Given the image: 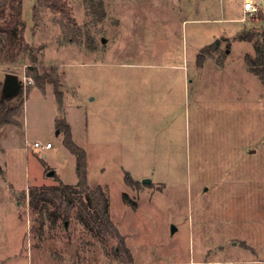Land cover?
I'll return each mask as SVG.
<instances>
[{"label":"rangeland","instance_id":"374dc122","mask_svg":"<svg viewBox=\"0 0 264 264\" xmlns=\"http://www.w3.org/2000/svg\"><path fill=\"white\" fill-rule=\"evenodd\" d=\"M64 1L75 22L23 0L28 48L0 61V89L8 73L20 83L0 126V264H264V82L247 61L264 0L251 15L243 0H104L101 19ZM169 65L180 69H150ZM182 72V86L165 79ZM56 119L85 150L131 262L75 208L65 220L52 201L30 205L32 187L77 181Z\"/></svg>","mask_w":264,"mask_h":264},{"label":"trees","instance_id":"16d2710c","mask_svg":"<svg viewBox=\"0 0 264 264\" xmlns=\"http://www.w3.org/2000/svg\"><path fill=\"white\" fill-rule=\"evenodd\" d=\"M23 0H0V61L11 62L16 59V55L28 47L24 44L22 37L26 23L22 18ZM40 4L45 5L53 11L58 12L65 18L72 20L70 10L64 0H38ZM87 7L88 13L96 19L105 16L104 0H83ZM249 39V37H248ZM218 41H215L217 43ZM208 48V47H207ZM203 48V50L207 49ZM255 56H249L247 61L251 71L264 82V37L261 41L255 43ZM28 69L33 75L35 81L39 85L46 82L53 83V89L56 92L57 100H60V92L57 91L55 82L49 78L48 73L38 74L32 65H28ZM28 71V72H29ZM47 79V80H46ZM46 80V81H45ZM0 126L8 123L9 116L12 114V107L9 102L15 95H5L0 89ZM20 93V92H19ZM17 93V94H19ZM55 126L62 132L63 145L75 156V173L77 177L74 185H58L32 187L29 189V203L36 206L39 200L45 202L52 201L54 210L51 212L54 218L62 216L68 219L72 210L76 209V216L79 221L87 226L93 232L102 235L104 238H112L118 240L112 251L116 257L125 258L132 261L129 250L125 245L124 237L120 234L119 229L113 223L109 215L108 199L104 190L97 186L91 188L87 183V156L83 148L78 146L71 138L70 124L62 119L54 121ZM126 181L131 183L129 176L125 177ZM127 201L126 194L123 197Z\"/></svg>","mask_w":264,"mask_h":264},{"label":"water","instance_id":"95a60500","mask_svg":"<svg viewBox=\"0 0 264 264\" xmlns=\"http://www.w3.org/2000/svg\"><path fill=\"white\" fill-rule=\"evenodd\" d=\"M19 88H20V83L19 80L17 78V76L14 73H8L5 76V79L3 81L2 84V90L4 92L5 95H16L19 92ZM53 173V171H48L47 174L51 175ZM150 180L149 179H144L143 183H149ZM172 230H175V227H172Z\"/></svg>","mask_w":264,"mask_h":264},{"label":"crops","instance_id":"0c3cea01","mask_svg":"<svg viewBox=\"0 0 264 264\" xmlns=\"http://www.w3.org/2000/svg\"><path fill=\"white\" fill-rule=\"evenodd\" d=\"M149 69V68H148ZM150 69H153L155 70L156 72L155 73H161V74H165L166 73V70H177V69H180L179 67H176L175 65H169V66H164V67H156V68H150ZM162 71V72H161ZM186 73L182 72V74H178V76H167L165 79L166 80H170L171 82H173V84H179L182 86V84H185V81L187 80L186 78H188V76L186 77ZM177 80V82H176Z\"/></svg>","mask_w":264,"mask_h":264},{"label":"built area","instance_id":"2783aa9c","mask_svg":"<svg viewBox=\"0 0 264 264\" xmlns=\"http://www.w3.org/2000/svg\"><path fill=\"white\" fill-rule=\"evenodd\" d=\"M258 9V5L254 2V0H243L242 1V11L244 14L251 15L252 13H255ZM35 147H40L41 149H47L51 146L49 142H47L45 145L39 143L38 141H35L33 143Z\"/></svg>","mask_w":264,"mask_h":264}]
</instances>
